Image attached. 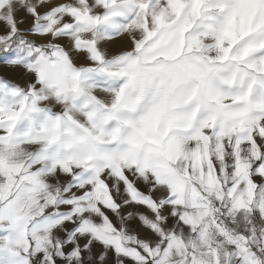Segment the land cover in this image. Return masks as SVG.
<instances>
[{"label":"snow or ice","instance_id":"snow-or-ice-1","mask_svg":"<svg viewBox=\"0 0 264 264\" xmlns=\"http://www.w3.org/2000/svg\"><path fill=\"white\" fill-rule=\"evenodd\" d=\"M0 264H264V0H0Z\"/></svg>","mask_w":264,"mask_h":264}]
</instances>
